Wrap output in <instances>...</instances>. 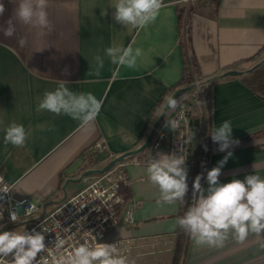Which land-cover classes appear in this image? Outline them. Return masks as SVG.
Wrapping results in <instances>:
<instances>
[{
  "label": "crops",
  "instance_id": "crops-1",
  "mask_svg": "<svg viewBox=\"0 0 264 264\" xmlns=\"http://www.w3.org/2000/svg\"><path fill=\"white\" fill-rule=\"evenodd\" d=\"M6 11L0 25L13 15L15 4L0 0ZM116 0H48L53 30L41 34L17 23L16 35L0 33V174L12 186L15 200L29 199L36 206L19 223L2 220V230H28L44 215L57 210L89 187L118 157L140 149L165 112L166 97L175 96L185 59L181 43L190 21V45L207 80L213 84L208 116L209 132L231 121L232 137L238 140L224 152L209 135L208 170L228 152L231 157L219 181L243 180L246 175L264 178V99L245 87L240 78L255 68L264 48V0H163L156 20L137 30L113 19ZM103 9L107 15L102 16ZM185 22V21H184ZM28 43L20 47L18 39ZM142 50L134 69L119 67L105 55L109 47ZM103 58L96 75L95 57ZM232 72L241 73L231 75ZM77 93L91 92L103 100L96 120L81 126L67 115L37 111L46 91L62 82ZM164 100L162 108L158 103ZM190 105V104H189ZM190 124L197 111L190 105ZM12 122L29 133L24 147L5 144V129ZM164 124L161 122V126ZM190 135L196 138V127ZM101 143V147L97 145ZM158 152L177 155L174 136ZM157 152L135 155L122 162L128 185L120 190L126 207L135 205L134 224L109 233V239L129 238L134 243L128 264H173L179 227L173 228L180 202L157 205L158 189L148 180V161ZM193 153L187 156L192 161ZM207 187L206 177L202 183ZM264 237L250 234L244 243L231 237L223 247L196 246L189 237L179 264H264ZM184 253V251H183Z\"/></svg>",
  "mask_w": 264,
  "mask_h": 264
},
{
  "label": "clouds",
  "instance_id": "clouds-1",
  "mask_svg": "<svg viewBox=\"0 0 264 264\" xmlns=\"http://www.w3.org/2000/svg\"><path fill=\"white\" fill-rule=\"evenodd\" d=\"M16 6L13 15L0 25V33L7 38H12L17 32V23L32 29L41 30V34L51 32L53 25L48 15V0H11ZM164 6L163 0H116L112 7L115 8L113 19L127 27L142 30L153 23ZM6 11L5 4L0 2V17ZM107 9H103L102 16H106ZM28 43L26 37H20V47ZM111 62L119 67L134 69L137 60L142 55L139 48L109 47L105 50ZM97 63L96 75L103 67V58L95 57ZM165 109L175 111L181 106V98L168 96L165 98ZM103 100L97 99L91 92H74L62 81L53 91H46L39 100L37 111H48L55 115H67L80 122L81 126L92 124L99 116ZM164 113V112H163ZM166 126L174 130L176 121L166 119ZM231 121H223L219 127H214L209 133L218 150L226 151L239 141L232 137ZM29 133L22 124L12 122L5 129L4 142L15 147L26 145ZM192 135L184 141L189 144ZM205 150L207 146L205 145ZM183 153L184 149L181 148ZM232 153L218 162V165L207 171V187H203L201 180L203 173L198 174L192 184L191 204L183 216L179 217L173 228L179 227L187 234L196 246L223 247L231 237L237 243H244L250 234L264 237V178L258 174L246 175L243 180L232 179L230 182L221 183L219 177L221 170ZM146 173L148 180L159 191L157 205H174L185 202L189 192L187 183L188 169L186 157L175 152L168 154L157 152L148 161ZM8 189H3L7 193ZM31 206L25 211H30ZM9 213L12 223H19L21 215L16 208H4L0 205V220L4 219V212ZM49 219H53L49 217ZM56 228H62L58 220H54ZM40 231L33 228L31 231L0 230V264H49L43 255L48 251L45 243V233L50 230L39 225ZM69 233L68 228H62ZM71 233L70 236H74ZM57 248L63 246V240L55 242ZM264 250V243L260 245ZM61 264H128L127 258L121 255L116 244L97 243L90 245L87 241L77 242L72 254L66 262Z\"/></svg>",
  "mask_w": 264,
  "mask_h": 264
},
{
  "label": "built area",
  "instance_id": "built-area-1",
  "mask_svg": "<svg viewBox=\"0 0 264 264\" xmlns=\"http://www.w3.org/2000/svg\"><path fill=\"white\" fill-rule=\"evenodd\" d=\"M198 0H184L188 6ZM200 88V83L197 82ZM189 103H181L171 120L176 121L177 126L174 130L170 128V133L176 141L178 155L183 154L186 157V167L190 168L192 161L187 159L189 154L194 153L195 136L192 135V141L185 144L184 141L190 136L191 124L189 121ZM166 126H160L157 130L148 149L149 151L158 152L167 140V132L163 130ZM208 129V124L206 125ZM101 147V143L97 145ZM184 152L181 153L180 149ZM203 156L201 162L204 163ZM123 164L119 163L108 172L103 173L89 187L73 196L67 202L62 204L57 210L44 215L40 220L33 223L27 231L36 228L40 231L39 225L49 229L45 233V243L48 251L43 255L49 264H61L66 262L67 258L72 254L73 249L77 246V242L84 243L87 241L90 245L97 243L116 244L121 255L130 257L134 248V243L129 238L109 239V233L123 225L129 227L134 224L135 205L130 203L122 215L120 216L119 208L123 205L124 200L120 196V190L128 185V179L125 175ZM7 188V193L3 189ZM0 205L4 208H16L21 218L30 217L36 211L35 204L29 199L15 200L13 198L12 186L9 185L0 174ZM31 206L30 211H25ZM52 217L53 219H49ZM7 223L13 224L9 220V213L4 212V219ZM54 220H58L62 228H68L70 231L66 233L62 228H56ZM2 220H0V230H2ZM74 233V236H70ZM63 240V246L57 248L55 242Z\"/></svg>",
  "mask_w": 264,
  "mask_h": 264
},
{
  "label": "trees",
  "instance_id": "trees-1",
  "mask_svg": "<svg viewBox=\"0 0 264 264\" xmlns=\"http://www.w3.org/2000/svg\"><path fill=\"white\" fill-rule=\"evenodd\" d=\"M192 12L191 9L188 10V17L184 19V12L180 17L181 25H187L186 34L182 36V45L185 50L184 67L181 75L180 81L173 87L172 92L175 94L179 91L191 88L189 91L181 94L178 98H181V103H189L194 106L197 111V120L199 122L196 127V140L194 144V153L192 158V163L188 169L187 183L189 186V192L185 197V202H180V211L178 218L183 216L187 211V208L191 204L192 197V184L195 177L198 174L203 173L204 178L201 180V184L204 182L208 164H207V154L209 151V127L207 129L208 116L211 112V106L213 102L212 88L213 84L218 83V80H207L200 70L199 64L195 58L190 45V21L189 15ZM185 21V22H184ZM259 61L255 68L251 69L248 73L240 78L241 83L252 91L256 96L264 99V48L257 55ZM197 82L200 83L201 87H197ZM177 98V99H178ZM164 100L158 103V108H162ZM178 108L173 112H167L162 123L165 124L166 119H172ZM205 145L207 150H205ZM149 152L147 148L145 151L141 152L139 155H145ZM205 157L204 163L201 162L202 157ZM189 236L183 232L182 229H178L176 237V248L175 255L173 259V264H179L181 255H185L188 247ZM184 251V253H183Z\"/></svg>",
  "mask_w": 264,
  "mask_h": 264
},
{
  "label": "water",
  "instance_id": "water-1",
  "mask_svg": "<svg viewBox=\"0 0 264 264\" xmlns=\"http://www.w3.org/2000/svg\"><path fill=\"white\" fill-rule=\"evenodd\" d=\"M240 74H241V73H238V72H232V73H231V75H240ZM190 89H191V88H186V89H183V90L179 91L178 93H176V95L174 96V98H178L181 94H183V93L189 91ZM167 112H168V110L166 109L165 112H164V114H163V116H162V118H161V121L156 123V125H155L154 129L151 131V133H150V135H149L147 141L145 142V144H144L140 149H138V150H136V151H134V152H131V153H129V154H125V155H122V156L116 158V159L111 163V165H110L108 168H106L105 170L99 171V172H101V173H106V172H108L110 169H112L113 167H115L117 164H119L120 162H122L123 160H125V159H127V158H129V157L135 156V155H137V154H139V153L145 151V150L149 147L150 143L152 142V140H153V138H154V136H155L157 130H158L159 127L161 126V122H162L163 119L165 118ZM170 120H171V119H170ZM198 124H199L198 120L191 121V125H192L193 127H197ZM163 130H164L165 132L169 133V132H170V127H169V126H165V127L163 128Z\"/></svg>",
  "mask_w": 264,
  "mask_h": 264
}]
</instances>
